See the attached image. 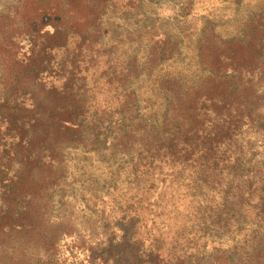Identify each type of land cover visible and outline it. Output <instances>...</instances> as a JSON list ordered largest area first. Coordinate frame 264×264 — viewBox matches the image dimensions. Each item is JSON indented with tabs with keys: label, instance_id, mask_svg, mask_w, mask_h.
<instances>
[{
	"label": "trees",
	"instance_id": "1",
	"mask_svg": "<svg viewBox=\"0 0 264 264\" xmlns=\"http://www.w3.org/2000/svg\"><path fill=\"white\" fill-rule=\"evenodd\" d=\"M218 1L0 3V264H264V0Z\"/></svg>",
	"mask_w": 264,
	"mask_h": 264
},
{
	"label": "rangeland",
	"instance_id": "2",
	"mask_svg": "<svg viewBox=\"0 0 264 264\" xmlns=\"http://www.w3.org/2000/svg\"><path fill=\"white\" fill-rule=\"evenodd\" d=\"M5 2V0H0V3ZM195 6L194 9L192 11L193 13V18L191 20V24L193 25H198L202 20L204 19H208L209 15H212L216 22L215 25L217 26L216 30L217 31H222V32H228L231 31L233 28L236 27V25L234 23H232V18L229 17V15H232V13L234 12L232 9H234L235 6H232L230 3H222L218 0H195ZM243 7L246 8H255V5H257V0H244L242 3ZM148 8L147 11H149V18H156L157 15L162 16V17H169V16H173L178 7H179V3L178 0H152L151 5L148 4ZM114 21L116 23H126L128 24L127 21H121V20H117L114 19ZM193 21V22H192ZM168 29L172 28V25L167 27ZM146 88V87H145ZM143 93H145L144 95H146L147 93L144 90V86L142 88ZM79 155H75V157H78ZM96 162H94V164H92V166L89 168V170L92 171L93 176L97 177L99 176V178L104 177L106 172L109 171V169H107L106 165L104 164V160H102L100 163L96 160L93 159ZM72 164H75V161L72 162ZM71 165V164H70ZM89 174L91 172H88ZM102 179V178H101ZM109 204L108 201H106V205ZM81 206H76L75 207V211H81ZM115 209V208H114ZM107 210V208H106ZM116 210V209H115ZM69 238H63L61 241V244H66ZM63 248H67L64 251H62V255L63 258L71 257L70 255V249L68 248V246H64ZM72 251V250H71ZM73 254L76 257L75 263L76 264H82L81 262H83V256H81L79 253H75V251L73 250ZM67 261H70V258L67 259Z\"/></svg>",
	"mask_w": 264,
	"mask_h": 264
}]
</instances>
